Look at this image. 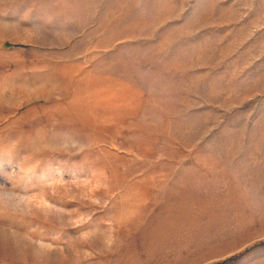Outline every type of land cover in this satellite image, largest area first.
<instances>
[{"label": "rangeland", "instance_id": "1", "mask_svg": "<svg viewBox=\"0 0 264 264\" xmlns=\"http://www.w3.org/2000/svg\"><path fill=\"white\" fill-rule=\"evenodd\" d=\"M0 264H264V0H0Z\"/></svg>", "mask_w": 264, "mask_h": 264}, {"label": "crops", "instance_id": "2", "mask_svg": "<svg viewBox=\"0 0 264 264\" xmlns=\"http://www.w3.org/2000/svg\"><path fill=\"white\" fill-rule=\"evenodd\" d=\"M92 14L93 13H88L87 11L83 10L80 14H78L79 16L77 19L68 18L67 21L62 24V26H67L66 33L70 35H76L80 32H85L88 27H93V25H96L95 14ZM69 48L71 49V47ZM70 49H68L69 51L65 50L69 57L74 56L72 50Z\"/></svg>", "mask_w": 264, "mask_h": 264}]
</instances>
